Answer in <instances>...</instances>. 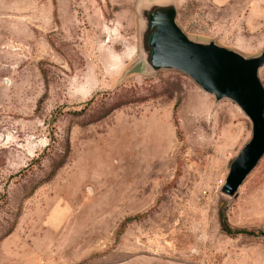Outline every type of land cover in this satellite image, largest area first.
Masks as SVG:
<instances>
[{
	"label": "rangeland",
	"instance_id": "374dc122",
	"mask_svg": "<svg viewBox=\"0 0 264 264\" xmlns=\"http://www.w3.org/2000/svg\"><path fill=\"white\" fill-rule=\"evenodd\" d=\"M134 6L0 0V264H264V154L220 189L250 119L183 72L140 73ZM176 18L264 46V0H177Z\"/></svg>",
	"mask_w": 264,
	"mask_h": 264
},
{
	"label": "water",
	"instance_id": "95a60500",
	"mask_svg": "<svg viewBox=\"0 0 264 264\" xmlns=\"http://www.w3.org/2000/svg\"><path fill=\"white\" fill-rule=\"evenodd\" d=\"M138 51L134 62L142 74L174 69L190 76L215 100L229 98L251 122L250 137L229 162L220 185L234 195L264 154V83L260 52L245 54L215 38L191 37L177 22V0H135Z\"/></svg>",
	"mask_w": 264,
	"mask_h": 264
},
{
	"label": "trees",
	"instance_id": "16d2710c",
	"mask_svg": "<svg viewBox=\"0 0 264 264\" xmlns=\"http://www.w3.org/2000/svg\"><path fill=\"white\" fill-rule=\"evenodd\" d=\"M219 217H220L221 227L226 232L236 233V232H239V231H243V229H240V228H232L230 226V224L228 223L227 218H226V214L224 212L220 211L219 212Z\"/></svg>",
	"mask_w": 264,
	"mask_h": 264
}]
</instances>
